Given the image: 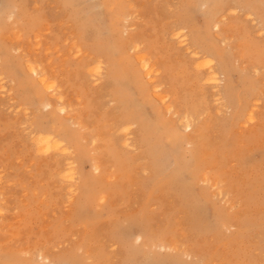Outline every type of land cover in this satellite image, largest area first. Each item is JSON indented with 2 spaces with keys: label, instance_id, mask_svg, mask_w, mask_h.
I'll use <instances>...</instances> for the list:
<instances>
[{
  "label": "rangeland",
  "instance_id": "1",
  "mask_svg": "<svg viewBox=\"0 0 264 264\" xmlns=\"http://www.w3.org/2000/svg\"><path fill=\"white\" fill-rule=\"evenodd\" d=\"M203 1L204 0H187V2L186 0H0V35L5 37L3 39L0 36V64H2L3 70H5L3 71L5 77H8L4 79L6 81L3 80L4 82L2 84L0 82V89L2 85L3 88H5V90H1L0 92V98L2 99L0 102V173H3L2 176L0 174V177L2 178L1 182L3 181L2 184L6 183L7 185V187H5V184L4 186L0 185V187L3 186V188H0L2 194L5 193L3 196L6 195L3 197L4 200L2 201L4 202L2 203L4 219L0 220V250L2 248L4 251H0V264H48L37 257V251L40 247L39 250H42L47 256L50 255V259H53L52 264H99V261L100 264H264V48L262 49L264 46V36L262 35L264 34L259 33L258 23L254 20V18H256L258 21H260V19L264 21V0H220L221 2L219 0H207L209 5L213 6L215 10L216 8L220 10L216 18L217 20L219 19L218 26L221 30L223 29V31L220 30L219 32L212 29L211 26L213 21H211L212 18H210L208 9L206 10L204 6L202 7ZM238 1L240 2L238 3ZM131 3L134 6H131ZM236 5L241 8L239 10L241 14L237 10L238 12L234 13L235 15L231 14L228 16L229 18L226 16V21L222 22L224 18L222 19L221 15H223V13L221 12L227 11L229 6V8H232ZM184 7L185 9H183ZM244 8H246V10ZM131 10L134 11L133 13L136 17L131 13ZM10 13H14L16 17L13 19L12 16H9L8 19V15L14 16V14ZM247 14L253 15L251 17L252 19H250ZM126 15L131 17L133 15V17L126 21L124 20ZM25 18L29 21L26 22L27 20ZM186 18L188 19L185 20ZM6 19H8V21L11 19L10 23L6 21ZM229 19L233 20L229 21ZM253 20L255 21L254 23ZM4 21L6 23H4ZM11 22L17 25H13ZM236 25L239 27L242 26V28ZM11 26L12 29L16 26L17 30H20V34L22 33L20 39L23 38L19 40V45L16 41H6L8 39L12 40L14 37V34L12 35L10 31L12 30ZM181 26H185V29H187L186 32L188 33L187 35L191 34L189 38L191 37L193 40L192 42L195 43V50L197 49L196 51H199L203 56L207 54V49L213 47L212 44H210L211 42L207 41V38L214 40L215 36H217L218 38L227 40L225 41L224 47H219L216 43H214V46L217 51L223 52L226 50L228 53H224L229 60H231L229 64L225 63L223 66L225 69V77L227 78L226 80L227 82L229 81L228 85L233 94H231L228 100L229 103H232V106H235V108L232 107L230 112H227L223 108H219L218 104H215L213 100L214 96L212 94H214L217 88L220 89L222 84L219 83L217 88L211 87V89L209 85L207 87V84L200 81L204 78V71H206L205 67L203 66V68L199 70L192 67L200 62V60L196 61L194 57H191V53L185 52L186 50L184 47L182 48L177 45L178 41L171 33L172 31L174 33V31ZM166 28H170L172 31ZM172 28L175 29L173 30ZM232 30L235 34L231 32ZM2 31H4V34ZM246 31L248 33H246ZM45 32L46 34H44ZM132 35L134 36L132 41H143L141 42L143 53L146 54L149 50L147 56H149L152 61L154 60L153 63L156 62V66L160 69H158L160 75L153 77L152 80L163 83L162 85L165 87L162 86V89L166 90H162V94L165 92V94H167L170 91L167 94L170 96V99L164 106L163 104L161 106L160 103L153 98L154 93H151L152 85H148L144 78V74H142L143 72L139 70V67L137 68L138 65H136L134 60L137 52L130 51L127 45V40H131L133 37ZM237 35L240 36L238 37ZM233 36L235 38H233ZM35 37L37 39H35ZM71 40H74L73 43L76 40V44L74 43L73 47L70 46L71 44L73 45V43H70L72 42ZM20 41L23 42V48L20 47ZM11 42H13V45L17 44L19 47H12ZM108 42L110 43L108 44ZM46 43H48L50 47L47 46ZM36 44L40 46V49L39 47L35 49L37 46ZM42 44L44 47L41 46ZM44 44L49 50L46 49L47 47ZM15 47L18 49V52L15 50ZM32 47L33 49H31ZM145 47L146 49L144 51ZM27 48H29L28 51ZM67 48L73 50L72 54L71 51L68 53ZM78 48L80 49L78 50ZM34 49L35 51L38 49L39 52H34ZM22 50L25 51L22 53ZM29 50H31L30 55L28 54ZM79 51L81 52V57L80 55L78 56ZM20 52L22 54H20ZM85 52L87 53L85 54ZM31 54H35L32 58L33 61L35 60V63L40 60L42 61V63L38 62L37 64L40 63V68L44 69L49 79L52 81L56 80L55 83L57 86L61 84L58 87H62L60 89L61 91L59 90L62 94L60 92L58 94L62 95L66 99V103L72 107L68 115L75 116L74 118L77 119L81 118L80 120L83 122V125H85L86 128L88 127L87 129L85 128L83 131L85 135L83 134L84 136H82L86 138L88 137L86 133H98L92 135L96 139L93 144L86 142V145H82L84 147L80 149L81 153L75 151L73 155L77 160V171L79 173V180L74 186L76 191L73 195L69 193V184L61 179L62 175H60V173L63 171L65 164L63 158H60V156H55V158L53 152L41 155L36 149L37 147L35 148L34 144L29 143L30 141L32 142L30 138V135H32L30 134L31 132L36 133L39 130H44L57 133V131L60 130L58 129L59 120L56 117L58 115L56 113H48L43 109V104H41L44 103V101L54 100L53 98L57 96L55 91L47 92L39 87L35 79L24 69V65L26 64V62H24V56H29L31 59V56H33ZM20 55L21 57H19ZM73 55L77 57L72 58L74 57ZM88 55H90L91 58ZM36 56L37 59L35 58ZM186 56H188L189 59H187L188 57L186 58ZM218 58L220 59V57ZM234 58H236V60ZM99 59L104 63L102 73L105 76L99 79V81H96L98 82H95L96 84L90 81L91 83L87 86L88 83L85 82V84L82 82V80H88L86 79L87 74L85 67L92 65L94 61ZM182 60L184 62H182ZM201 62L198 64H201ZM257 63L260 64L258 65ZM51 65L52 67H50ZM261 65L263 67H261ZM81 66H84L82 70L80 69ZM45 68L48 70L53 68L52 70L54 73L53 71H47ZM251 69L255 72L253 73ZM77 71L79 73H77ZM163 72L165 74H163ZM53 74H56V76ZM61 74L62 76H60ZM76 74H81V78L80 76H76ZM138 74L142 76L138 77ZM192 74L194 76H192ZM164 75L169 79L164 77ZM170 75H173V77ZM51 76L53 77L51 78ZM83 76H85V78H82ZM106 77H108L107 79H110V81H107ZM11 79L13 82L15 81L14 85L12 84L13 87L11 85ZM184 79L188 81L185 82ZM178 80H180V82ZM174 81L176 82L174 83ZM8 82L10 85L6 86ZM75 82L77 84H75ZM64 83L65 86L63 85ZM90 85L92 86L90 87ZM9 86L10 88L12 87L11 90ZM116 90L119 91L117 92ZM7 91L12 94L14 99L11 103L9 102V95L7 96L5 94L8 93ZM249 91H256L255 95L260 96L262 101L259 102V106H257L258 109L256 108L254 111V115L256 116L254 122L246 124L244 121L245 111L243 101L245 102L247 99ZM111 92H115V94ZM172 92L176 93H173V95ZM177 93L179 94L176 95ZM52 94H54L53 97ZM199 100L202 102H199ZM207 102L209 104H207ZM213 103L215 106H213ZM8 104H10V106ZM124 104L125 106H123ZM17 106L20 107L18 108ZM168 106L174 107L176 116L184 112L182 108H184L185 111L187 110L186 112H191L192 114L195 112L205 113L202 118L206 116V122L201 118L195 124L194 128L196 129H194L193 133L188 134V136H194H192V138L191 136L189 137V139L194 142L192 148L185 144L184 137L187 133L183 132L177 118L166 113L165 110ZM195 106H197V108L193 110ZM6 107L8 108L6 109ZM15 108H18L17 111H15ZM179 108H181V111ZM24 109L29 112L32 110L33 112L31 111L32 113H30L31 116L29 112L25 113L27 111ZM218 109L219 111H217ZM22 111L23 113H21ZM127 111L129 113H127ZM121 112H126L127 114L124 113V115H129V118L132 116L131 119L137 122V127L134 126L136 128L132 129V147H129V149L128 147L123 148L124 145L121 146L124 133L119 134L120 132L118 133V131L115 130V124L119 122L123 115ZM164 112L165 114H163ZM206 112H208V114ZM13 113H15V116ZM209 113L212 116H209ZM101 114H104V116ZM20 115H22V117ZM23 115H26L25 118ZM19 116L22 119H20ZM232 116L235 119L234 121H230ZM18 118L21 121H19ZM86 119H88V121ZM202 120H204V124ZM21 122L26 123L22 124ZM200 123L202 124L200 125ZM20 125L22 126L20 127ZM104 125L107 127L105 128ZM158 125L160 127H158ZM60 128H65V126ZM24 129H27V131ZM106 129L109 130L107 131ZM198 129H202L203 132L206 131L207 135L201 133V130L199 133ZM69 132H66V134H68L67 137L70 136ZM134 133L139 137H136ZM118 134L120 136V141L117 143L115 140H117ZM132 137H134V139ZM204 138L206 139L203 141ZM26 139H28V142H26ZM85 140L87 141L89 139L86 138ZM112 142H116L117 145ZM134 142L136 144H134ZM26 143H28V145H26ZM111 147L119 149L117 151L115 148L113 149ZM200 147L201 150L199 149ZM133 149H135V151ZM33 150L35 152H33ZM85 151L87 152L86 155ZM36 152H38V154ZM42 157L45 159L43 160ZM92 157L100 164V174H95L92 168H90V160ZM118 158H120L119 161ZM56 159L60 160L57 161ZM128 159H130V161H128ZM42 160L43 162H41ZM59 162L63 165L62 167L58 164ZM121 163L122 166H120ZM201 169L204 170L202 171ZM53 173L56 175H53ZM202 173L204 174L202 175ZM52 175L55 177L52 178ZM57 180L58 182H56ZM213 183H216V187L211 186ZM101 189L102 191H99ZM33 190L34 192L36 190V194H34ZM218 190H220V194ZM26 191L28 192L26 193ZM56 192L60 194L58 195ZM68 193L69 195H67ZM220 195L224 196V199H220ZM66 196L69 198H66ZM70 199H72V201ZM101 199H103V201ZM4 209L7 210L5 211ZM78 211L81 212L79 213ZM222 223H225V227L219 226V224ZM138 233L146 239H143L145 242L142 241L139 243L140 246H138V242L135 241V235ZM152 240L155 242H152ZM156 240L158 244L163 242L165 245L171 246L172 244V246L170 249H163L160 251L162 248L160 249V247L157 246ZM111 242L114 246H111ZM146 243L148 244L146 245ZM123 244L126 249L123 247ZM175 244L177 246H174ZM174 247L176 249H174ZM185 247L187 249L190 248L191 251H197L196 253L199 252L198 255L188 251ZM36 248L37 251H35ZM46 249L48 250L46 251ZM17 250H20L19 253ZM23 251L25 252L22 253ZM51 252L53 256H51ZM129 252L133 255L131 256ZM180 252L182 254H180ZM201 254L205 258H203ZM63 255L65 257H63ZM33 257H36V262H34L35 259ZM100 257L101 259H99ZM193 257L196 258L193 259ZM198 259H200V261H198Z\"/></svg>",
  "mask_w": 264,
  "mask_h": 264
},
{
  "label": "bare ground",
  "instance_id": "2",
  "mask_svg": "<svg viewBox=\"0 0 264 264\" xmlns=\"http://www.w3.org/2000/svg\"><path fill=\"white\" fill-rule=\"evenodd\" d=\"M184 1V0H183ZM198 1V0H197ZM213 1H215V0H213ZM220 1V0H219ZM230 1V0H229ZM232 1V0H231ZM130 2H132V1H130ZM177 2V1H176ZM186 2H187V0H186ZM211 2V1H210ZM218 2V1H217ZM221 2V1H220ZM240 1H238V3H239ZM168 3V2H167ZM166 3V4H167ZM184 3V2H183ZM189 3V2H188ZM200 3V2H199ZM248 3V2H247ZM106 4H107V2H106ZM130 4V3H129ZM201 4V3H200ZM214 4V3H213ZM244 4V3H243ZM242 4V5H243ZM254 4V3H253ZM23 5V4H22ZM216 5V4H215ZM99 6V5H98ZM101 6V5H100ZM119 6V5H118ZM117 6V7H118ZM125 6V5H124ZM131 6H134V5H132V3H131ZM192 6V5H191ZM204 6V8H206V10L208 9V12H209V14H210V18H212L211 19V21H213V23H212V29L213 30H215L216 32H219L221 29L219 28V26H218V20H217V16H218V14H219V12H220V10H218L217 8H216V10H215V8H213V6H210L209 5V2L207 1V0H204L203 2H202V7ZM101 7H103V6H101ZM175 7V6H174ZM216 7V6H215ZM230 7V6H229ZM228 7V10L227 11H225V12H221V13H223V15H221L222 16V19L224 18V20H222V19H220V20H222V22L224 21H226L225 19L229 16V15H231V14H234V13H237L241 8L239 7V6H234V7H232V8H229ZM248 7V6H247ZM14 8V7H13ZM16 8V7H15ZM111 8V7H110ZM113 8V7H112ZM127 8V7H126ZM96 9V8H95ZM108 9V8H107ZM125 9V8H124ZM129 9H131V8H129ZM173 9V8H172ZM183 9H185V7L183 8ZM199 9H200V7H199ZM245 10H246V8H244ZM244 9H242V10H244ZM11 10V9H10ZM15 10V9H14ZM119 10V9H118ZM174 10V9H173ZM238 10V11H237ZM244 10V11H245ZM248 10V9H247ZM252 10V9H251ZM120 11H121V9H120ZM202 11V10H201ZM223 11V10H222ZM256 11H257V9H256ZM11 12V11H10ZM15 12V11H14ZM129 12H130V10H129ZM134 11H132L131 10V13H133ZM204 12V11H203ZM207 12V11H206ZM118 13V12H117ZM180 13V12H179ZM239 13H240V11H239ZM250 13V12H249ZM10 14H14V13H10ZM76 14V13H75ZM75 14H73V15H75ZM129 14V13H128ZM174 14V13H173ZM181 14V13H180ZM179 14V15H180ZM241 14V13H240ZM116 15V14H115ZM133 15L135 16V14L133 13ZM133 15H132V17H133ZM184 15V14H183ZM206 15H207V13H206ZM235 15V14H234ZM248 15V14H247ZM251 14H249L248 16L250 17V19H252L251 17L253 16V15H251ZM9 16H12L13 17V19L16 17L15 16V14H14V16L13 15H8V19H9ZM32 16V15H31ZM30 16V17H31ZM37 16V15H36ZM112 16V15H111ZM118 16V15H117ZM191 16V15H190ZM189 16V17H190ZM204 16V15H203ZM202 16V17H203ZM227 16V17H226ZM245 16V15H244ZM25 17V16H24ZM131 16H128V15H126L125 16V19L124 20H129L130 18H132ZM136 17V16H135ZM206 17V16H205ZM208 17V16H207ZM258 17H259V15H258ZM90 18V17H89ZM121 18V17H120ZM229 18V17H228ZM247 18V17H246ZM8 19H6V21H8ZM17 19V18H16ZM15 19V20H16ZM27 21L26 22H28L29 20L27 19V18H25ZM69 19V18H68ZM92 19V18H91ZM116 19V18H115ZM188 18H186L185 20H187ZM234 19V18H233ZM233 19H229V21L230 20H233ZM5 20V19H4ZM100 20V19H99ZM235 20V19H234ZM239 20V19H238ZM241 20V19H240ZM247 20H248V18H247ZM254 20H256L257 21V23H258V26H259V30H260V32L259 33H262V34H264V21H262L261 19H260V21H258V19H256V18H254ZM253 20V23L255 22ZM10 21H11V19L8 21L9 23H10ZM12 21H14V20H12ZM20 21V20H19ZM18 21V22H19ZM22 21V20H21ZM31 21V20H30ZM86 21V20H85ZM88 21V20H87ZM98 21V20H97ZM23 22V21H22ZM32 22V21H31ZM128 22H131V21H128ZM208 22V21H207ZM210 22V21H209ZM4 23H6L5 21H4ZM132 23V22H131ZM211 23V22H210ZM251 23H252V20H251ZM250 23V24H251ZM11 24H13V22H11ZM11 24H9V25H11ZM99 24V23H98ZM127 24V23H126ZM174 24V23H173ZM13 25H17L16 23H14ZM12 25V26H13ZM86 25V24H85ZM133 25V24H132ZM182 25V24H181ZM196 25V24H195ZM6 26V25H5ZM4 26V27H5ZM12 26H11V29H12ZM136 26V25H135ZM171 26V25H170ZM177 26V25H176ZM236 26H238V25H236ZM254 26V25H253ZM33 27V26H32ZM124 27V26H123ZM127 27V26H126ZM132 27V26H131ZM130 27V28H131ZM171 27H174V26H171ZM170 27V28H171ZM190 27H191V25H190ZM210 27V28H211ZM239 27V26H238ZM21 28V27H20ZM84 28V27H83ZM127 28H129V27H127ZM136 28V27H135ZM170 28H166V29H168V30H171ZM188 28V27H187ZM196 28V27H195ZM194 28V29H195ZM204 28V27H203ZM239 28H242V26H240ZM254 28H256V27H254ZM5 29V28H4ZM4 29H2V30H4ZM10 29V28H9ZM24 29V28H23ZM32 29V28H31ZM115 29H117V28H115ZM121 29V28H120ZM173 29V28H172ZM175 29V28H174ZM173 29V30H174ZM190 29H192V28H190ZM193 29V30H194ZM206 29V28H205ZM33 30V29H32ZM44 30V29H43ZM186 30L187 29H185V26H181V27H178L175 31H174V33H173V31H172V33L171 34H173V37L178 41H176L178 44L177 45H179V47H184L185 48V52H188V53H191L192 54V56L191 57H194V59L197 61V60H200V62L201 61H203V62H201V64H198V63H200V62H198V63H196L195 64V66H192V67H195V69L197 68L198 70L199 69H201V68H203V66L205 67V70L206 71H204L205 72V75H204V78H203V80L201 79L200 81H203V83H205V84H207V87H208V85L210 86V88L212 87V88H217L218 87V84L219 83H221L222 84V86L221 85H219V86H221L220 87V89H218L217 88V90H215V89H213V90H215L214 91V94H212L213 96H214V98H213V100H214V103L215 104H218V106H219V108H223L224 110H226L227 112H230L231 111V109H232V107H234L235 108V106H232V103H229V100H228V98H230V96H231V94H232V92H231V90H230V88H229V85H228V82H227V78L225 77V69H224V65H225V63H227V64H229L230 62H231V60H229V58L226 56V54L225 53H228V52H226V50L225 51H217V49H216V47L214 46V43H216L219 47H224L225 46V41H227V40H224L223 38H218L217 36H215V35H213V36H215V38H214V40H212L211 38L209 39V38H207V41L208 42H211L210 44H212V48H210V49H207V54L205 55V56H203V55H201V53L199 52V51H196L195 50V43H193L192 41V39H191V37L189 38V36L191 35H187L188 33L186 32ZM197 30H198V28H197ZM11 31V34L13 35L14 34V39L12 38V40L11 39H8V40H6V41H16V43L18 44V42H19V40H22V38L20 39V37H21V34H20V30H17V27L16 26H14L13 27V29L12 30H10ZM10 31H9V33H10ZM12 31H13V33H12ZM23 31V30H22ZM46 31V30H45ZM81 31V30H80ZM171 31H169V32H171ZM214 31V32H215ZM221 31H223V29L221 30ZM244 31V30H243ZM3 32V34H4V31H2ZM30 32V31H29ZM115 32V31H114ZM209 32V31H208ZM213 32V31H212ZM233 34H235V32L232 30L231 31ZM258 32V31H257ZM256 32V33H257ZM42 33V32H41ZM80 33V32H79ZM108 33V32H107ZM135 33V32H134ZM238 33H239V31H238ZM237 33V34H238ZM246 33H248L247 31H246ZM44 34H46V32L44 33ZM72 34V33H71ZM132 34V33H131ZM170 34V33H169ZM198 34V33H197ZM208 34V33H207ZM216 34V33H215ZM232 34V35H233ZM241 34V33H240ZM8 36H11L10 34H7ZM33 35V34H32ZM34 35H35V32H34ZM34 35H33V37H34ZM82 35V34H81ZM113 35V34H112ZM212 35V34H211ZM217 35V34H216ZM254 35V34H253ZM1 36V35H0ZM133 36V35H132ZM169 36V35H168ZM167 36V37H168ZM201 36V35H200ZM238 36V35H237ZM237 36H236V38H237ZM240 36V35H239ZM238 36V37H239ZM248 36V35H247ZM251 36V35H250ZM257 36V35H256ZM258 36H259V34H258ZM262 36H264V35H262ZM2 37V36H1ZM32 37V38H33ZM37 37H39V36H37ZM81 37H83V36H81ZM163 37V36H162ZM172 37V36H171ZM170 37V38H171ZM207 37V36H206ZM217 37V38H216ZM3 39L5 38L4 36L2 37ZM6 38H7V36H6ZM8 38H10V37H8ZM133 38H134V36L131 38V40H127V45H128V47H129V49H130V51L132 50V52L133 51H135V52H137V55L135 56V59H134V57H133V59L135 60V62H136V65H138L137 66V68L139 67V70L141 71V72H143L142 74H144V78H145V80L147 81V83H148V85H152V90H151V93H154V97L152 96V94L150 93V95L153 97V98H155V100H157L159 103H160V105L162 106V104H163V106H164V104L166 105L167 103H168V100L170 99L169 97L170 96H168L167 94L170 92H168L167 94H165V93H161V91L163 90L162 89V84L163 83H159V81L158 82H155L154 80H152L153 79V77H156V76H158V75H160V69L156 66V62L155 63H153V61H152V59L149 57V56H147V53L149 52V50H148V52L146 53V54H144L143 53V50L141 49V47H142V43L141 42H143V41H140V42H135V41H132L133 40ZM232 38V37H231ZM233 38H235L234 36H233ZM253 38V37H252ZM16 39H18V40H16ZM35 39H37L36 37H35ZM34 39V40H35ZM130 39V38H129ZM146 39V38H145ZM144 39V40H145ZM165 39V38H164ZM238 39V38H237ZM33 40V41H34ZM168 40V39H167ZM196 40V39H195ZM204 40V39H203ZM32 41V42H33ZM36 41V40H35ZM39 41V40H38ZM72 41V40H71ZM74 41V40H73ZM73 41L72 42H70V43H73ZM201 41V40H200ZM228 41H229V39H228ZM233 41V40H232ZM237 41V40H236ZM37 42V41H36ZM75 42H76V40H75ZM74 42V43H75ZM101 42V41H100ZM174 42V41H173ZM204 42V41H203ZM241 42V41H240ZM250 42V41H249ZM8 43H10V42H8ZM13 42H11V44H12ZM15 43V44H16ZM22 43L23 42H21L20 41V47H22ZM25 43H26V41H25ZM69 43V42H68ZM74 43H73V45L71 44L70 46H74ZM79 43V42H78ZM106 43V42H105ZM110 42H108V44H109ZM207 43V42H206ZM17 44L16 45H13L12 44V47H14V46H16V47H19V46H17ZM39 44V43H38ZM38 44H36L37 46L35 47V49L37 48V47H39V49H40V46H38ZM47 44V46H49L48 45V43H46ZM76 44V43H75ZM239 44V43H238ZM251 44V43H250ZM259 44V43H258ZM8 45H10V44H8ZM19 45V44H18ZM45 45V44H44ZM169 45V44H168ZM167 45V46H168ZM170 45H171V41H170ZM236 45V44H235ZM245 45V44H244ZM262 45V44H261ZM264 45V44H263ZM7 46V45H6ZM11 46V45H10ZM41 46H43V44L41 45ZM46 46V45H45ZM46 46V47H47ZM69 46V47H70ZM76 46V45H75ZM174 46H175V44H174ZM204 46H205V43H204ZM203 46V47H204ZM207 46H208V44H207ZM237 46V45H236ZM12 47H10V48H12ZM15 47V48H16ZM44 47V46H43ZM45 47V48H46ZM50 47V46H49ZM77 47V46H76ZM146 47H148V46H146ZM146 47L144 48V51H145V49H146ZM169 47V46H168ZM167 47V48H168ZM218 47V48H219ZM14 48V49H15ZM23 48V47H22ZM21 48V49H22ZM85 48V47H84ZM176 48H177V46H176ZM228 48V47H227ZM226 48V49H227ZM261 48V47H260ZM264 48V46L262 47V49ZM28 49L29 48H27V51H28ZM31 49H33V47L31 48ZM35 49H34V52H36L37 53V51H38V49H37V51H35ZM47 50H49V48L47 47L46 48ZM68 49V48H67ZM71 49V48H70ZM70 49H68V53L71 51V54H72V49L70 50ZM77 49V48H76ZM80 48H78V50H79ZM91 49V48H90ZM93 49V48H92ZM148 49V48H147ZM178 49V48H177ZM181 49V48H180ZM223 49H225V48H223ZM15 50H17V52H18V49L16 48ZM20 50V49H19ZM45 50V49H44ZM57 50V49H56ZM118 50V49H117ZM172 50V49H171ZM241 50V49H240ZM243 50V49H242ZM7 51V50H6ZM25 51V50H24ZM23 50H22V53L24 52ZM31 50H29V55H30V52ZM39 52V51H38ZM48 52V51H47ZM95 52H96V50H95ZM225 52V53H224ZM230 52V51H229ZM21 52H20V54H22ZM32 53H33V50H32ZM46 53V52H45ZM87 52H85V54H86ZM203 53H205V52H203ZM218 53H219V55H218ZM231 53V52H230ZM237 53V52H236ZM262 53V52H261ZM25 54V53H24ZM26 54H27V52H26ZM62 54V53H61ZM74 54H75V52H74ZM78 54V53H77ZM81 54V52L79 51V54H78V56ZM96 54V53H95ZM183 54V53H182ZM186 54V53H185ZM240 54V53H239ZM31 55H33V56H31V59L35 56V54H31ZM37 55V54H36ZM133 55V54H132ZM240 55H242V54H240ZM259 55V54H258ZM8 56V55H7ZM12 56V55H11ZM39 56V55H38ZM74 56V55H73ZM83 56V55H82ZM85 56V55H84ZM88 56H90V55H88ZM96 56V55H95ZM125 56V55H124ZM134 56V55H133ZM9 57V56H8ZM19 57H21V55L19 56ZM23 57V56H22ZM67 58H69L68 56H66ZM77 57V56H76ZM75 56L74 57H72V58H76ZM80 57H81V55H80ZM120 57V56H119ZM188 56H186V58H187ZM218 57H220V59L218 58ZM250 57V56H249ZM263 57H264V55H263ZM1 58H3V57H1ZM17 58H18V56H17ZM36 59H37V56L35 57ZM86 58V57H85ZM90 58H91V56H90ZM114 58V57H113ZM121 58V57H120ZM227 60H226V59ZM233 58V57H232ZM257 58V57H256ZM5 59V58H4ZM23 59V58H22ZM24 59H25V61L24 62H26V66L24 65V69H26L27 70V72H28V74H30L34 79H35V81H36V83L38 84V86L39 87H41L42 89H44V90H46L47 92L48 91H55V93H56V98H53L54 100H49V101H44V103H41V104H43V109L44 110H46L48 113H56L59 117H62V118H59L58 116H56L57 117V119L59 120V123H58V129H60L59 131H57V133H53L52 131H50V132H47V131H44V130H42V131H38V132H31L30 134H32V135H30V138H31V140H32V142L30 141L29 143H32V144H34L35 145V148L38 150V152H39V154H47V153H49V152H53L54 153V157L55 156H60V158L62 157L63 158V160L65 161V164H64V169H63V171H61V173H60V175H62L61 176V179L63 180V181H65V182H67L68 184H69V193L70 194H74L75 193V191H76V189H74V186L77 184V182H78V180H79V173H78V171H77V160L74 158V153H75V151L76 152H80L81 153V147H84V146H82V145H86L85 143L86 142H89L90 144H93L94 142H95V137L94 136H92V135H94V134H98V133H94V134H92V133H86V135L88 136V137H86L87 139H89V140H85L86 138H84L83 136L85 135L84 133H83V131L85 130V125H83V122L80 120V119H77V118H74L73 116H71V115H68L69 113V111L70 110H72L71 108V106L69 105V104H67L66 103V99L62 96V95H59L58 93L61 91L60 89L62 88H60V87H58V86H60V85H56V83H55V81L56 80H50L49 79V77L47 76V73L44 71V69H42V68H40V63L39 64H37L38 62H41L42 63V61L40 60V61H38V62H34L33 61V59L31 60L30 58H29V56H24ZM65 59V58H64ZM63 59V60H64ZM89 59V58H88ZM87 59V60H88ZM126 59V58H125ZM187 59H189V57L187 58ZM191 59V58H190ZM235 60H236V58H234ZM238 59H240V58H238ZM244 59V58H243ZM253 59H255V58H253ZM260 59V58H259ZM262 59V58H261ZM3 60V59H2ZM17 60V59H16ZM15 60V61H16ZM47 60V59H46ZM86 60V61H87ZM110 60V59H109ZM177 60V59H176ZM264 60V59H263ZM0 61H1V59H0ZM4 61V60H3ZM78 61V60H77ZM86 61H85V63H86ZM89 61V60H88ZM91 61V60H90ZM115 61V60H114ZM228 61V62H227ZM17 62V61H16ZM110 62H112V61H110ZM182 62H184L183 60H182ZM194 62V61H193ZM192 62V63H193ZM237 62H238V60H237ZM244 62V61H243ZM242 62V63H243ZM252 62V61H251ZM257 62H259V61H257ZM5 63H8V62H5ZM116 63H117V61H116ZM252 63H254V62H252ZM261 63V62H260ZM259 63V64H260ZM19 64V63H18ZM23 64V63H22ZM89 64V63H88ZM164 64V63H163ZM162 64V65H163ZM184 64V63H183ZM235 64V63H234ZM245 64V63H244ZM258 64V63H257ZM258 64V65H259ZM85 65V64H84ZM126 65V64H125ZM135 65V66H136ZM162 65H160V66H162ZM193 65V64H192ZM240 65V64H239ZM241 65H243V64H241ZM253 66H255L254 64H252ZM46 66H47V64H46ZM78 66V65H77ZM164 66V65H163ZM169 66V65H168ZM177 66V65H176ZM175 66V67H176ZM186 66V65H185ZM245 66V65H244ZM23 67V66H22ZM50 67H52V65L50 66ZM84 67V66H83ZM82 66H81V70H82V68H83ZM239 67V66H238ZM246 67H249V66H246ZM252 67V66H251ZM261 67H263L262 65H261ZM47 68H48V66H47ZM47 68H45L47 71H53L52 69L53 68H50L51 70H48ZM63 68V67H62ZM62 68H61V70H62ZM103 68H104V63L99 59V60H97V61H94L93 63H92V65H90V66H86L85 67V71H86V74H87V77H86V79H88V80H85V81H83L82 80V82H86V83H88L87 84V86L91 83L90 81H93V83H95L96 81H99V79H101L103 76H105L103 73H102V70H103ZM111 68V67H110ZM127 68V67H126ZM133 68V67H132ZM160 68H162V67H160ZM168 68V67H167ZM173 68V67H172ZM245 68V67H244ZM250 68V67H249ZM260 68V67H259ZM67 69V68H66ZM118 69H120V68H118ZM123 69V68H122ZM159 69V70H158ZM248 69V68H247ZM7 70V69H6ZM60 70V71H61ZM75 70V69H74ZM77 70H78V68H77ZM80 70V71H81ZM124 70V69H123ZM126 70V69H125ZM128 70H130V69H128ZM138 70V69H137ZM192 70V69H191ZM194 70V69H193ZM239 70V69H238ZM243 70V69H242ZM249 70V69H248ZM252 70V69H251ZM250 70V71H251ZM263 70V69H262ZM3 71H5V70H3V68H2V64H0V82H1V84L4 82V81H6V80H4L6 77H5V73H3ZM9 71V70H8ZM21 71V70H20ZM25 71V70H24ZM59 71V72H60ZM65 71V70H64ZM131 71H132V69H131ZM173 71V70H172ZM195 71V70H194ZM226 71H228V70H226ZM10 72V71H9ZM56 72V71H55ZM70 72V71H69ZM109 72H111V71H109ZM128 72V71H127ZM170 72V71H169ZM185 72V71H184ZM201 72V71H200ZM232 72V71H231ZM248 72V71H247ZM252 72L254 73L255 71L254 70H252ZM256 72H258V71H256ZM260 72V71H259ZM13 73V72H12ZM53 73H54V71H53ZM73 73V72H72ZM77 73H79L78 71H77ZM81 73V72H80ZM137 73V72H136ZM135 73V74H136ZM140 73V72H139ZM195 73V72H194ZM193 73V74H194ZM199 73V72H198ZM233 73V72H232ZM231 73V74H232ZM262 73V72H261ZM264 73V72H263ZM9 74V73H8ZM63 74V73H62ZM62 74L60 75V76H62ZM67 74V73H66ZM70 74V73H69ZM163 74H165L164 72H163ZM192 74V76H194ZM196 74V73H195ZM201 74V73H200ZM257 74V73H256ZM50 75V74H49ZM54 75V74H53ZM59 75V74H58ZM71 75V74H70ZM70 75H69V77H70ZM83 75V74H82ZM127 75V74H126ZM131 75V74H130ZM252 75V74H251ZM260 75V74H259ZM54 76H56V74L54 75ZM68 76V75H67ZM76 76H80V78H81V74H76ZM86 76V75H85ZM85 76H83L82 78H85ZM142 76V75H141ZM141 76H139V74H138V77H141ZM170 76H172L173 77V75H170ZM191 76V75H190ZM196 76V75H195ZM199 76V75H198ZM230 76V75H229ZM249 76H250V74H249ZM53 76H51V78H52ZM89 77V78H88ZM91 77V78H90ZM164 77H167L166 75H164ZM172 77H171V79H172ZM202 77V76H201ZM8 78V77H7ZM6 78V79H7ZM19 78V77H18ZM28 78V77H27ZM68 78V77H67ZM108 77H106V79H107ZM117 78V77H116ZM137 78V77H136ZM168 78V77H167ZM191 78V77H190ZM229 78V77H228ZM251 78V77H250ZM261 78V77H260ZM56 79H57V77H56ZM66 79V78H65ZM105 79V80H106ZM114 79V78H113ZM128 79V78H127ZM133 79V78H132ZM169 79V78H168ZM192 79V78H191ZM233 79V78H232ZM4 80V81H3ZM31 80V79H30ZM176 80V79H175ZM185 80V79H184ZM254 80V79H253ZM257 80V79H256ZM258 80H260V79H258ZM20 81V80H19ZM107 81H110V79H107ZM126 81V80H125ZM124 81V82H125ZM179 82H180V80H178ZM188 81V80H187ZM186 80H185V82H187ZM195 81H196V79H195ZM10 82V81H9ZM8 82V83H9ZM13 81H12V79H11V85L13 84L14 85V82L12 83ZM134 82V81H133ZM138 82V81H137ZM176 81H174V83H175ZM179 82H178V84H179ZM197 82V81H196ZM195 82V83H196ZM261 82V81H260ZM7 83V85L6 86H8V85H10V83L8 84ZM58 83V82H57ZM66 83V82H65ZM65 83L63 84L64 86H65ZM85 83V84H86ZM96 83H98V82H96ZM95 83V84H96ZM102 83V82H101ZM142 83V82H141ZM173 83V82H172ZM259 83V82H258ZM0 84V85H1ZM17 84H18V82H17ZM24 84V83H23ZM22 84V85H23ZM67 84V83H66ZM75 84H77L76 82H75ZM81 84V83H80ZM177 84V85H178ZM184 84V83H183ZM185 84H187V83H185ZM200 84V83H199ZM201 84H202V82H201ZM13 85H12V87H13ZM98 85V84H97ZM100 85V84H99ZM117 85V84H116ZM143 85H144V83H143ZM165 85V84H164ZM204 85V84H203ZM230 85H231V83H230ZM254 85H255V83H254ZM36 86V85H35ZM82 86V85H81ZM92 85H90V87H91ZM120 86V85H119ZM172 86V85H171ZM180 86V85H179ZM193 86V85H192ZM200 86H202V85H200ZM206 86V85H205ZM11 87V88H12ZM24 87H25V85H24ZM27 87V86H26ZM37 87V86H36ZM67 87V86H66ZM122 87V86H121ZM120 87V88H121ZM124 87H126V86H124ZM136 87V86H135ZM163 87H165V86H163ZM199 87V86H198ZM259 87H261V86H259ZM11 88H10V86H9V89L11 90ZM151 88V87H150ZM194 88V87H193ZM211 88V89H212ZM8 89V88H7ZM71 89V88H70ZM95 89H96V87H95ZM125 89V88H124ZM144 89H145V87H144ZM172 89V88H171ZM177 89V88H176ZM175 89V90H176ZM261 89V88H260ZM1 90H5V88H3V85L1 86V89H0V92H1ZM13 90V89H12ZM17 90V89H16ZM23 90V89H22ZM60 90V91H59ZM65 90V89H64ZM63 90V91H64ZM69 90V89H68ZM128 90V89H127ZM166 90V89H165ZM165 90H163V91H165ZM199 90H201V89H199ZM203 90V89H202ZM259 90V89H258ZM15 91V90H14ZM72 91V90H71ZM87 91V90H86ZM96 91H98V90H96ZM96 91H94V92H96ZM117 92L119 91V90H116ZM8 93H5L7 96L9 95V102L11 103V101L12 100H14L13 99V97H12V94H10V92L9 91H7ZM39 92V91H38ZM79 92V91H78ZM116 92V93H117ZM132 92V91H131ZM205 92V91H204ZM203 92V93H204ZM12 93V92H11ZM18 93V92H17ZM25 93V92H24ZM40 93H42V92H40ZM52 93V92H51ZM54 93V94H55ZM61 93V92H60ZM67 93H68V91H67ZM69 93H70V90H69ZM73 93V92H72ZM99 93V92H98ZM111 93H114L115 94V92H111ZM161 93V94H160ZM174 92H172V94H173ZM176 93V92H175ZM174 93V94H175ZM202 93V94H203ZM213 93V92H212ZM263 93V92H262ZM15 94V93H14ZM14 94H13V96H14ZM54 94H52V97H53V95ZM62 94V93H61ZM92 94V93H91ZM90 94V95H91ZM120 94V93H119ZM173 94V95H174ZM179 93H177L176 95H178ZM181 94V93H180ZM189 94V93H188ZM205 94V93H204ZM256 94V91H249L248 92V96H247V99L245 100V102L243 101V107H244V111H245V123L246 124H249V123H252V122H254V120H255V118H256V116L254 115V111L256 110V108H257V106H259V102L260 101H262L261 100V98H260V96H256L255 95ZM2 95V94H1ZM22 95V94H21ZM39 95V94H38ZM41 95V94H40ZM73 95V94H72ZM72 95H71V97H72ZM89 95V96H90ZM97 95V94H96ZM95 95V96H96ZM175 95V96H176ZM201 95V94H200ZM212 95H210V96H212ZM233 95V94H232ZM260 95V94H259ZM22 96H25V95H22ZM37 96V95H36ZM44 96V95H43ZM50 96V95H49ZM67 96H69V95H67ZM75 96V95H74ZM73 96V97H74ZM88 96V97H89ZM143 96V95H142ZM182 96V95H181ZM180 96V97H181ZM208 96V95H207ZM235 96V95H234ZM237 96V95H236ZM1 97H3V96H1ZM5 97V96H4ZM28 97V96H27ZM47 97V96H46ZM51 97V96H50ZM76 97V96H75ZM92 97V96H91ZM108 97V96H107ZM115 97V96H114ZM119 97V96H118ZM141 97V96H140ZM139 97V98H140ZM146 97V96H145ZM145 97H143V98H145ZM184 97V96H183ZM182 97V98H183ZM187 97H189V96H187ZM204 97V96H203ZM264 97V96H263ZM15 98V97H14ZM20 98V97H19ZM23 98V97H22ZM67 98V97H66ZM78 98V97H77ZM85 98V97H84ZM142 98V99H143ZM201 98V97H200ZM241 98V97H240ZM246 98V97H245ZM8 99V98H7ZM15 99H17V98H15ZM47 99V98H46ZM51 99V98H50ZM188 99V98H187ZM204 99H205V97H204ZM207 99V98H206ZM233 99V98H232ZM1 98H0V102H1ZM23 100V99H22ZM30 100V99H29ZM87 100V99H86ZM120 100V99H119ZM151 100V99H150ZM174 100V99H173ZM239 100V99H238ZM244 100V99H243ZM5 101H8V100H5ZM25 101H26V98H25ZM24 101V102H25ZM41 101V100H40ZM88 101V100H87ZM183 101V100H182ZM194 101V100H193ZM206 101V100H205ZM210 101H211V99H210ZM210 101H208L209 103H211ZM235 101H237V100H235ZM29 102V101H28ZM37 102V101H36ZM73 102V101H72ZM84 102H86V101H84ZM137 102V101H136ZM143 102V101H142ZM172 102V101H171ZM171 102H169L170 104H172ZM184 102H186V101H184ZM190 102V101H189ZM199 102H202V101H200L199 100ZM207 102V104H209ZM17 103V102H16ZM27 103V102H26ZM39 103V102H38ZM126 103V102H125ZM132 103V102H131ZM214 103H213V106H215L214 105ZM242 103V102H241ZM4 104V103H3ZM22 104V103H21ZM40 104V105H41ZM70 104H71V102H70ZM84 104V103H83ZM113 104V103H112ZM120 104V103H119ZM188 104V103H187ZM201 104H203V103H201ZM234 104V103H233ZM9 106H10V104H8ZM12 105V104H11ZM18 105V104H17ZM20 105V104H19ZM80 105V104H79ZM85 105H86V103H85ZM114 105V104H113ZM134 105V104H133ZM169 105V104H168ZM172 105H175V104H172ZM178 105V104H177ZM185 105V104H184ZM204 105V104H203ZM229 105H231V106H229ZM239 105V104H238ZM3 106V105H2ZM16 106V105H15ZM115 106V105H114ZM114 106H113V110H114ZM123 106H125V104L123 105ZM199 106V105H198ZM205 106V105H204ZM18 108L20 107V106H17ZM22 107H23V105H22ZM21 107V108H22ZM29 107V106H28ZM81 107V106H80ZM153 107V106H152ZM151 107V108H152ZM157 107V106H156ZM194 107V106H193ZM8 107H6V109H7ZM12 108V107H11ZM18 108H15L16 110L15 111H17V109ZM35 108V107H34ZM120 108V107H119ZM118 108V109H119ZM127 108V107H126ZM178 108V107H177ZM187 108V107H186ZM197 108V106H195V108H193V110L194 109H196ZM217 108V107H216ZM233 108V109H234ZM242 108V107H241ZM9 109H10V107H9ZM8 109V110H9ZM27 109V108H26ZM36 109V108H35ZM43 109H41V110H43ZM75 109H76V107H75ZM80 109V108H79ZM79 109H77V110H79ZM133 109V108H132ZM132 109H130V110H132ZM157 109H158V107H157ZM164 109V108H163ZM180 109V111H181V108H179ZM243 109V108H242ZM258 109V108H257ZM7 110V111H8ZM25 110V109H24ZM43 110V111H44ZM116 110V109H115ZM136 110V109H135ZM156 110V109H155ZM177 110V109H176ZM182 110L184 111L182 114L180 113V115L178 114V116H176V113H175V110H174V107H172V106H168L167 108H166V113L167 114H170V116L171 115H173V117L175 116L176 118H177V121H178V123H179V125H180V127L182 128V130H183V132H185V133H187L186 134V136L184 137V142H185V144H187V146L188 147H190V148H192L193 147V141L191 140V139H189V137L191 136V135H189L188 136V134H191V133H193V131H194V129H196V128H194V126H195V124L202 118V116L203 115H205V113L203 114L202 112L201 113H199V112H195V113H188V112H186L185 110H184V108H182ZM221 110V109H220ZM237 110V109H236ZM9 111H11V110H9ZM8 111V112H9ZM25 111H27V112H25V113H28L29 111L28 110H25ZM32 110H30V112H29V114L30 113H32L31 112ZM153 111V110H152ZM217 111H219V109L217 110ZM240 111V110H239ZM71 112V111H70ZM74 112V111H73ZM108 112V111H107ZM241 112V111H240ZM258 112V111H257ZM21 113H23V111L21 112ZM24 113V114H25ZM90 113V112H89ZM114 113H116V112H114ZM120 113V112H119ZM122 113V112H121ZM125 114H127V113H129L128 111H127V113L126 112H124ZM124 113H122L123 115H122V117H121V119L119 120V122L118 123H116L115 124V130L116 131H118V133L119 134H122V133H124V135H123V138H122V141H123V143H122V145L121 146H123V148L124 147H128V149H129V147H132V140H131V136L133 135V132H132V129H134V128H136L137 127V122L136 121H134L133 119H131L132 118V116H131V118H129L128 116L129 115H124ZM198 113V114H197ZM207 114H208V112H206ZM262 113V112H261ZM264 113V112H263ZM262 113V114H263ZM15 113H13V115H14ZM74 114H76V113H74ZM105 114V113H104ZM104 114L102 115V116H104ZM163 114H165V112L163 113ZM261 114V115H262ZM12 115V116H13ZM27 115V114H26ZM25 115V116H26ZM68 115V116H67ZM87 115H89V114H87ZM120 115V114H119ZM131 115V114H130ZM211 114L209 113V116H210ZM219 115H220V113H219ZM15 116V115H14ZM13 116V117H14ZM21 117H22V115H20ZM19 116V118L20 119H22L21 117ZM24 116V115H23ZM25 116H24V118H25ZM30 116H31V114H30ZM36 116V115H35ZM161 116V115H160ZM169 116V115H168ZM212 116V115H211ZM214 116V115H213ZM259 116V115H258ZM18 117V116H17ZM17 117H15V118H17ZM37 117V116H36ZM36 117H35V119H36ZM136 117V116H135ZM14 118V119H15ZM18 118V119H19ZM23 118V119H24ZM38 118H39V116H38ZM79 118V117H78ZM86 118V117H85ZM84 118V119H85ZM134 118V117H133ZM205 118H206V116H205ZM205 118H202V119H204L205 120ZM212 118V117H211ZM214 118V117H213ZM6 119H8V118H6ZM19 119V121H21ZM26 119H27V117H26ZM25 119V120H26ZM53 119V118H52ZM56 119V120H57ZM83 119V118H82ZM103 119V118H102ZM138 119V118H137ZM165 119V118H164ZM229 119V118H228ZM38 120V119H37ZM45 120V119H44ZM47 120V119H46ZM87 121H88V119H86ZM140 120V119H139ZM158 120V119H157ZM204 120H202V123L204 124V122H206V120L204 121ZM218 120V119H217ZM216 120V121H217ZM235 119L233 118V116H232V118H230V121H234ZM4 121H6V120H4ZM8 121H10V120H8ZM18 121V120H17ZM33 121V120H32ZM39 121V120H38ZM54 121V120H53ZM84 121V120H83ZM141 121V120H140ZM161 121V120H160ZM204 121V122H203ZM219 121V120H218ZM226 121V120H225ZM7 122V121H6ZM105 122H107V121H105ZM157 122V121H156ZM201 122V121H200ZM210 122V121H209ZM208 122V123H209ZM235 122H237V121H235ZM22 123V122H21ZM20 123V124H21ZM24 123V122H23ZM22 123V124H23ZM26 123V122H25ZM24 123V124H25ZM30 123V122H29ZM37 123V122H36ZM87 123V122H86ZM113 123V122H112ZM111 123V124H112ZM142 123V122H141ZM202 123H200V125L202 124ZM242 123V122H241ZM28 124V123H27ZM109 124V123H108ZM110 124V125H111ZM254 124V123H253ZM258 124V123H257ZM29 125V124H28ZM221 125V124H220ZM241 125V124H240ZM239 125V126H240ZM251 125V124H250ZM8 126H10V125H8ZM14 126V125H13ZM18 126H19V124H18ZM22 125H20V127H21ZM23 126H25V125H23ZM38 126V125H37ZM53 126H54V124H53ZM62 126H65V128H60V127H62ZM105 126V125H104ZM134 126H136V127H134ZM197 126H199V125H197ZM208 126V125H207ZM206 126V127H207ZM210 126H212V125H210ZM210 126H209V128H210ZM225 126V125H224ZM228 126V125H227ZM244 126H246V125H244ZM20 127H18V128H20ZM90 127V126H89ZM107 126H105V128H106ZM157 127V126H156ZM158 127H160L159 125H158ZM203 127V126H202ZM219 127V126H218ZM222 127V126H221ZM11 128V127H10ZM28 128V127H27ZM88 128V127H87ZM86 128V129H87ZM96 128H97V126H96ZM205 128V127H204ZM203 128V129H204ZM225 128V127H224ZM234 128V127H233ZM30 129V128H29ZM52 129V128H51ZM98 129V128H97ZM102 129H103V126H102ZM139 129V128H138ZM221 129V128H220ZM25 130V129H24ZM23 130V131H24ZM38 130V129H37ZM64 130V131H63ZM70 132H69V131ZM96 130V129H95ZM107 130V129H106ZM109 130V129H108ZM107 130V131H108ZM115 130H114V132H115ZM145 130H146V128H145ZM199 130V129H198ZM201 131H202V129H200ZM200 130H199V133H200ZM25 131H27V129L25 130ZM31 131V130H30ZM147 131V130H146ZM196 131V130H195ZM221 131V130H220ZM66 132H69L70 133V136L69 137H67L68 136V134H66ZM93 132H95V131H93ZM106 132V131H105ZM135 132V131H134ZM136 132H137V129H136ZM140 132H141V130H140ZM157 132V131H156ZM163 132V131H162ZM176 132V131H175ZM174 132V133H175ZM24 133V132H23ZM35 133V134H34ZM145 133V132H144ZM144 133H143V135H144ZM198 133V132H197ZM201 133H205L206 134V131L205 132H201ZM230 133V132H229ZM26 134V133H25ZM84 134V135H83ZM104 134H106V133H104ZM109 134H110V132H109ZM119 134H118V137H117V140H115L117 143L120 141V136H119ZM135 134V133H134ZM139 134V133H138ZM137 134V135H138ZM176 134H177V132H176ZM226 134V133H225ZM24 135V134H23ZM26 135H28V134H26ZM25 135V136H26ZM83 135V136H82ZM107 135V134H106ZM117 135V134H116ZM116 135H114V136H116ZM174 135V134H173ZM183 135V134H182ZM195 135V134H194ZM207 135V134H206ZM29 136V135H28ZM113 136V137H114ZM135 136H136V134H135ZM193 136V135H192ZM192 136H191V138H192ZM205 136V135H204ZM122 137V136H121ZM136 137H139V136H136ZM143 137V136H142ZM165 137V136H164ZM194 137V136H193ZM28 138V137H27ZM29 138V139H30ZM108 138V137H107ZM111 138H112V135H111ZM133 139H134V137H132ZM149 138V137H148ZM182 138V137H181ZM136 139H138V138H136ZM140 139H141V137H140ZM146 139V138H145ZM206 138H204L203 139V141L205 140ZM27 141L26 142H28V139H26ZM108 140V139H107ZM143 140H144V138H143ZM110 141V140H109ZM141 141V140H140ZM161 141V140H160ZM25 142V141H24ZM105 142V141H104ZM107 142V141H106ZM116 142H112V143H115V145H117L116 144ZM142 142V141H141ZM147 142V141H146ZM206 142V141H205ZM111 143V144H112ZM138 143V142H137ZM143 143V142H142ZM201 143V142H200ZM32 144H30V145H32ZM104 144H107V143H104ZM134 144H136L135 142H134ZM133 144V145H134ZM143 144H145V143H143ZM152 144V143H151ZM26 145H28V143H26ZM25 145V146H26ZM29 145V146H30ZM34 145H33V147H34ZM98 145H99V143H98ZM101 145V144H100ZM114 145V144H113ZM95 146V145H94ZM135 146V145H134ZM134 146H133V148H134ZM178 146V145H177ZM184 146V145H183ZM31 147V146H30ZM172 147V146H171ZM176 147V146H175ZM98 148V147H97ZM103 148V147H102ZM107 148H109V147H107ZM111 148H113V147H111ZM115 148V147H114ZM113 148V149H114ZM121 148V147H120ZM136 148V147H135ZM152 148V147H151ZM180 148H182V147H180ZM88 149V148H87ZM117 151H118V149L119 148H115ZM136 149H139V148H136ZM155 149V148H154ZM200 150H201V147L199 148ZM31 150V149H30ZM93 150H94V148H93ZM92 150V151H93ZM109 150V149H108ZM111 150V149H110ZM134 151H135V149H133ZM145 150V149H144ZM161 150V149H160ZM159 150V151H160ZM29 151V150H28ZM83 151V150H82ZM91 151V152H92ZM113 151V150H112ZM123 151V150H122ZM125 151V150H124ZM128 151V150H127ZM132 151V150H131ZM163 151V150H162ZM33 152H35L34 150H33ZM38 152H36L37 154H38ZM107 152V151H106ZM126 152V151H125ZM141 152V151H140ZM188 152H190V151H188ZM28 153V152H27ZM86 151H85V155H86ZM108 153V152H107ZM107 153H106V155H107ZM113 153H116V152H113ZM119 153V152H118ZM122 153H124V152H122ZM129 153H130V151H129ZM138 153V152H137ZM52 154V153H51ZM94 154V153H93ZM96 154V153H95ZM120 154V153H119ZM136 154V153H135ZM164 154V153H163ZM29 155V154H28ZM35 155V154H34ZM78 155H80V154H78ZM100 155V154H99ZM102 155V154H101ZM109 155V154H108ZM121 155H123V154H121ZM120 155V156H121ZM149 155V154H148ZM44 156V155H43ZM76 156V155H75ZM88 156V155H87ZM92 156V155H91ZM97 156H98V153H97ZM114 156V155H113ZM112 156V157H113ZM115 156H116V154H115ZM147 156V155H146ZM197 156V155H196ZM45 157V156H44ZM79 157V156H78ZM101 157V156H100ZM105 157V156H104ZM108 157V156H107ZM124 157V156H123ZM145 157V156H144ZM150 157V156H149ZM43 158V157H42ZM56 158V157H55ZM85 158V157H84ZM87 158V157H86ZM89 158V157H88ZM151 158V157H150ZM153 158V157H152ZM45 158H43V160H44ZM79 159V158H78ZM90 159V158H89ZM107 159V158H106ZM119 159L120 158H118V161H119ZM122 159V158H121ZM131 159V158H130ZM130 159H128V161H130ZM195 159V158H194ZM43 160L41 161V162H43ZM57 160V159H56ZM60 160V159H59ZM59 160H57V161H59ZM103 160V159H102ZM111 160H112V158H111ZM51 161V160H50ZM106 161V160H105ZM39 162V161H38ZM61 162V161H60ZM60 162L58 163L59 165H61L60 164ZM90 168H92V170L94 171V173L95 174H100L101 173V167H100V164L98 163V161L94 158V157H92L91 158V160H90ZM151 162V161H150ZM188 162V161H187ZM53 163V162H52ZM56 163V162H55ZM127 163V162H126ZM160 163V162H159ZM174 163V162H173ZM50 164H51V162H50ZM57 164V165H58ZM198 164V163H197ZM56 165V164H55ZM58 165V166H59ZM110 165H112V164H110ZM38 166V165H37ZM47 166H50V165H47ZM63 165H61V167H62ZM120 166H122V163L120 164ZM119 166V167H120ZM203 166V165H202ZM81 167V166H80ZM108 167V166H107ZM113 167V166H112ZM118 167V166H117ZM174 167V166H173ZM48 168V167H47ZM82 168V167H81ZM105 168V167H104ZM109 168V167H108ZM142 168V167H141ZM140 168V169H141ZM207 168V167H206ZM205 168V169H206ZM1 169V168H0ZM42 169V168H41ZM57 169H60V168H57ZM62 169V168H61ZM178 169V168H177ZM128 170V169H127ZM202 170V169H201ZM204 170V169H203ZM202 170V171H203ZM3 171V170H2ZM50 171V170H49ZM56 171V170H55ZM46 172V171H45ZM92 172V171H91ZM194 172V171H193ZM210 172V171H209ZM58 173V172H57ZM205 173V172H204ZM204 173H202V175L204 174ZM212 173V172H211ZM1 174V176H2V174L3 173H0ZM51 174V173H50ZM104 174V173H103ZM46 175V174H45ZM53 175H56V174H54L53 173ZM53 175H52V178H54L53 177ZM59 175V174H58ZM190 175V174H189ZM206 175V174H205ZM208 175V174H207ZM4 176V175H3ZM162 176V175H161ZM176 176V175H175ZM213 176V175H212ZM212 176H211V178H212ZM216 176V175H215ZM60 177V176H59ZM88 177V176H87ZM96 177V176H95ZM94 177V178H95ZM99 177V176H98ZM102 177H103V175H102ZM195 177V176H194ZM199 177V176H198ZM200 177H201V174H200ZM58 178V177H57ZM90 178V177H89ZM180 178V177H179ZM205 178V177H204ZM199 179V178H198ZM1 180H2V178L0 177V185H3L4 186V184H5V187H7V185H6V183H3L2 184V182H1ZM55 180V179H54ZM61 181V180H60ZM84 181V180H83ZM99 181V180H98ZM56 182H58V180L56 181ZM197 182V181H196ZM55 183V182H54ZM86 183V182H85ZM178 183V182H177ZM14 184V183H13ZM57 184V183H56ZM55 184V185H56ZM82 184V183H81ZM84 184V183H83ZM192 184H194V183H192ZM14 185H16V184H14ZM64 185V184H63ZM207 185V184H206ZM3 186L2 187H0V188H3ZM67 186V185H66ZM65 186V187H66ZM77 186H79V185H77ZM81 186V185H80ZM100 186V185H99ZM205 186V185H204ZM210 186V185H209ZM211 186L212 187H216V183H213V184H211ZM4 187V188H5ZM63 187V186H62ZM34 188V187H33ZM57 189H59V188H57ZM66 189V188H65ZM78 189H79V187H78ZM92 189V188H91ZM218 189V188H217ZM62 190V189H61ZM83 190V189H82ZM2 190H0V220H3L4 218H3V215H4V212H3V205H2V203H4V202H2L4 199H3V197H5L6 195H4L3 196V194H5V193H3L2 194V192H1ZM4 191V190H3ZM29 191V190H28ZM28 191H26V193L28 192ZM99 191H102V189L101 190H99ZM190 191V190H189ZM219 191V194H220V190H218ZM33 192H34V190H33ZM66 192V191H65ZM94 192V191H93ZM214 192V191H213ZM216 192V191H215ZM57 193V192H56ZM69 193L67 194V195H69ZM77 193V192H76ZM91 193V192H90ZM34 194H36V190H35V192H34ZM38 194V193H37ZM45 194V193H44ZM43 194V195H44ZM58 194V193H57ZM60 194V193H59ZM58 194V195H59ZM95 194V193H94ZM184 194V193H183ZM213 194V193H212ZM30 195V194H29ZM55 195V194H54ZM91 195V194H90ZM72 197V196H71ZM7 198V197H6ZM34 198V197H33ZM66 198H69V197H67L66 196ZM103 198V197H102ZM219 198L220 199H224V196H222V195H220L219 196ZM225 198H227V197H225ZM35 199V198H34ZM79 199V198H78ZM82 199H83V197H82ZM205 199V198H204ZM71 201H72V199H70ZM81 200V199H80ZM102 201H103V199H101ZM100 200V201H101ZM206 200V199H205ZM69 201V200H68ZM76 201V200H75ZM217 201V200H216ZM224 201V200H223ZM83 202V201H82ZM26 203H28V202H26ZM226 203V202H225ZM75 204V203H74ZM232 204V203H231ZM102 205V204H101ZM5 206V205H4ZM72 207H73V205H72ZM75 207V206H74ZM231 207V206H230ZM80 208V207H79ZM101 209V208H100ZM5 210V209H4ZM7 210V209H6ZM5 210V211H6ZM73 210H75V209H73ZM72 212H74V211H72ZM79 212V211H78ZM81 212V211H80ZM79 212V213H80ZM68 213V212H67ZM216 213V212H215ZM72 215V214H71ZM75 215V214H74ZM78 215V214H77ZM223 217V216H222ZM71 218V217H70ZM216 218V217H215ZM224 220V219H223ZM222 221V220H221ZM225 222V221H224ZM217 224V223H216ZM235 224V223H234ZM240 224V223H239ZM219 226L220 227H225V223H222V224H219ZM236 226H238V225H236ZM9 227V226H8ZM145 227H147V226H145ZM124 228V227H123ZM234 228V227H233ZM122 229V228H121ZM215 230V229H214ZM225 230H227V229H225ZM148 231V230H147ZM12 232V231H11ZM16 232V231H15ZM241 232V231H240ZM17 233V232H16ZM237 233V232H236ZM11 234H13V233H11ZM146 234V233H145ZM231 234V233H230ZM234 234V233H233ZM242 234V233H241ZM16 235V234H15ZM220 235V234H219ZM233 236V235H232ZM155 237V236H154ZM228 237V236H227ZM237 237H238V234H237ZM236 237V238H237ZM120 238H122V237H120ZM161 238V237H160ZM233 238V237H232ZM143 236L140 234V233H138L137 235H135V241L136 242H138L137 244H138V246H140V244L139 243H141L142 241H143ZM150 239V238H149ZM158 239H159V237H158ZM157 239V240H158ZM163 239H165V238H163ZM162 239V240H163ZM125 240H127V239H125ZM144 240H146V239H144ZM154 240V239H153ZM152 240V242H155V241H153ZM157 240H156V243H157ZM169 241V240H168ZM229 241V240H228ZM118 242H120V241H118ZM143 242H145V241H143ZM112 243V242H111ZM116 243V242H115ZM121 243V242H120ZM123 243H125V242H123ZM236 243H237V241H236ZM122 244V243H121ZM148 243H146V245H147ZM163 242L162 243H160V244H158L157 243V246L158 247H160V251H162L163 249L164 250H166V249H170V247L172 246V244H171V246H169V245H165V243L163 244ZM167 244V243H166ZM176 244H178V243H176ZM174 245V246H177V245ZM233 244V243H232ZM110 245V244H109ZM129 245V244H128ZM111 246H114V244L112 243L111 244ZM137 246V247H138ZM142 246V245H141ZM156 246V247H157ZM181 246V245H180ZM122 247V246H121ZM123 247H124V244H123ZM129 247V246H128ZM152 247V246H151ZM41 248V247H40ZM39 248V249H40ZM110 248V247H109ZM113 248V247H112ZM125 248V247H124ZM145 248V247H144ZM184 248V247H183ZM186 248V247H185ZM25 249V248H24ZM38 249V251H37V248H36V250L35 251H37V257L39 258V259H41L42 261H45V262H47L48 264H52L53 263V259H50V255H46V254H44L43 253V251L42 250H39ZM54 249V248H53ZM72 249V248H71ZM75 249H77V248H75ZM80 249V248H79ZM126 249V248H125ZM128 249V248H127ZM157 249V248H156ZM174 249H176L175 247H174ZM179 249H180V247H179ZM187 249V248H186ZM1 250H2V248H1ZM0 250V251H1ZM20 250H22V249H20ZM20 250H17L18 251V253H19V251ZM26 250V249H25ZM48 249H46V251H47ZM78 250V249H77ZM146 250V249H145ZM181 250V249H180ZM188 251H191L190 250V248H188L187 249ZM3 251V250H2ZM51 251V250H50ZM73 251V250H72ZM76 251V250H75ZM85 251V250H84ZM128 251H129V249H128ZM134 251V250H133ZM139 251V250H138ZM141 251V250H140ZM147 251V250H146ZM145 251V252H146ZM187 251V252H188ZM194 251V250H193ZM191 251L192 253H196L197 251ZM4 252V251H3ZM25 251H23L22 253H24ZM28 252V251H27ZM123 252V251H122ZM136 252V251H135ZM148 252V251H147ZM186 252V251H185ZM208 252V251H207ZM7 253V252H6ZM10 253V252H9ZM30 253V252H29ZM34 253V252H33ZM36 253V252H35ZM50 253V252H49ZM67 253V252H66ZM70 253V252H69ZM72 253V252H71ZM74 253V252H73ZM97 253H98V251H97ZM116 253V252H115ZM130 253V252H129ZM132 253H134V252H132ZM139 253V252H138ZM154 253V252H153ZM199 253V252H198ZM198 253H196L197 255H198ZM20 254H21V252H20ZM51 256H53V253L51 252ZM58 254H60V253H58ZM63 254V253H62ZM76 254H77V252H76ZM99 254V253H98ZM117 254H118V251H117ZM131 254V253H130ZM140 254V253H139ZM170 254V253H169ZM180 254H182L181 252H180ZM189 254V253H188ZM195 254V255H196ZM12 255V254H11ZM10 255V256H11ZM16 255H18V254H16ZM27 255V254H26ZM33 255V254H32ZM56 255V254H55ZM67 255V254H66ZM69 255V254H68ZM129 255V254H128ZM133 254H131V256H132ZM153 255V254H152ZM190 255V254H189ZM21 256V255H20ZM60 256V255H59ZM102 256V255H101ZM137 256V255H136ZM166 256V255H165ZM174 256V255H173ZM200 256V255H199ZM201 256H202V254H201ZM63 257H65L64 255H63ZM67 257H70V256H67ZM138 257V256H137ZM170 257V256H169ZM203 258H205L204 256H202ZM1 258V257H0ZM5 258V257H4ZM3 258V259H4ZM12 258V257H11ZM27 258V257H26ZM30 258V257H29ZM34 258V257H33ZM36 258V257H35ZM34 258V259H35ZM53 258H56V257H53ZM82 258V257H81ZM98 258V257H97ZM96 258V259H97ZM139 258V257H138ZM194 258H196V257H193V259ZM31 259V258H30ZM33 259V260H34ZM99 259H101V257L99 258ZM171 259V258H170ZM174 259V258H173ZM182 259H183V257H182ZM182 259H181V261H182ZM189 259V258H188ZM5 260V259H4ZM84 260H86V259H84ZM83 260V261H84ZM175 260H176V258H175ZM178 260V259H177ZM191 260V259H190ZM1 261V260H0ZM37 260L35 259V261L34 262H36ZM57 261V260H56ZM89 261V260H88ZM198 261H200V259H198ZM202 261V260H201ZM210 261V260H209ZM212 261H213V259H212ZM211 261V262H212ZM31 262V261H30ZM82 262V261H81ZM189 262V261H188ZM206 262V261H205ZM33 263V262H32ZM44 263V262H43ZM192 263V262H191ZM197 263V262H196ZM4 264V263H3ZM17 264V263H16ZM37 264V263H36ZM39 264V263H38ZM40 264H42V263H40ZM46 264V263H45ZM57 264H59V263H57ZM63 264H65V263H63ZM98 264V263H97ZM99 264H100V261H99ZM108 264H110V263H108ZM195 264V263H194Z\"/></svg>",
  "mask_w": 264,
  "mask_h": 264
}]
</instances>
